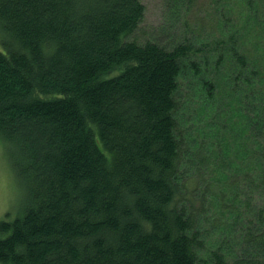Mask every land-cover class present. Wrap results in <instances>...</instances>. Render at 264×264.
I'll list each match as a JSON object with an SVG mask.
<instances>
[{"label":"trees","instance_id":"1","mask_svg":"<svg viewBox=\"0 0 264 264\" xmlns=\"http://www.w3.org/2000/svg\"><path fill=\"white\" fill-rule=\"evenodd\" d=\"M170 3L0 0L1 264H264V0Z\"/></svg>","mask_w":264,"mask_h":264},{"label":"rangeland","instance_id":"2","mask_svg":"<svg viewBox=\"0 0 264 264\" xmlns=\"http://www.w3.org/2000/svg\"><path fill=\"white\" fill-rule=\"evenodd\" d=\"M140 1L145 6V15L143 21L138 26L137 30H135V33L128 40H132L135 38L140 42L147 37L154 35L151 33H154L155 31L153 32L151 30L158 27H163V29L165 30H162V32L166 33L167 37L171 38H176L177 36L179 37L180 35H183L184 32L189 34L193 32L184 30V19L187 20V17L191 16V13H185L184 9L180 11V15L177 20V33L174 31L176 28L174 19L172 20V24H174L173 28H169L167 26L166 16L170 11V8L168 7L171 4L170 0ZM209 1L210 0H197L198 7ZM158 34L161 35L162 33ZM5 49L6 48L0 39V50L5 51ZM209 54L213 55V52H209ZM210 58L212 59L211 61L215 60L214 55L210 56ZM212 68L213 66H210L211 73L214 72ZM180 87V89L185 90V84H180ZM9 161L11 162V164L13 163L11 158H9V149L5 145V143L0 140V221L13 220L19 214L21 205L23 203V200L25 199L23 181L21 180V176ZM246 251L249 252V249Z\"/></svg>","mask_w":264,"mask_h":264},{"label":"bare ground","instance_id":"3","mask_svg":"<svg viewBox=\"0 0 264 264\" xmlns=\"http://www.w3.org/2000/svg\"><path fill=\"white\" fill-rule=\"evenodd\" d=\"M204 174V173H203ZM4 221V220H3Z\"/></svg>","mask_w":264,"mask_h":264}]
</instances>
